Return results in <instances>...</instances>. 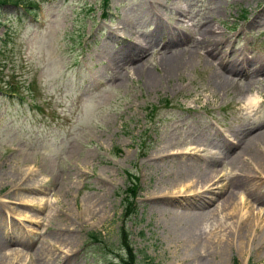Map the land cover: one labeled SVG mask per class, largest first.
<instances>
[{
  "label": "rangeland",
  "instance_id": "374dc122",
  "mask_svg": "<svg viewBox=\"0 0 264 264\" xmlns=\"http://www.w3.org/2000/svg\"><path fill=\"white\" fill-rule=\"evenodd\" d=\"M101 3H0V264H264V0Z\"/></svg>",
  "mask_w": 264,
  "mask_h": 264
},
{
  "label": "trees",
  "instance_id": "16d2710c",
  "mask_svg": "<svg viewBox=\"0 0 264 264\" xmlns=\"http://www.w3.org/2000/svg\"><path fill=\"white\" fill-rule=\"evenodd\" d=\"M107 1L108 0L103 1V11H105ZM2 2H6V0H0V3ZM125 171L127 173L128 183L125 188L120 191L122 193L123 201V209L121 215H123L124 217H129L131 213L136 211L135 195L137 193L136 190L138 189V177L127 169ZM89 234L93 237H97L98 235L97 238H100L99 233H96L94 231H91ZM118 242L119 244L117 245V247L119 250L116 251V254L114 255L115 258L113 259L112 264H140L138 258L136 257L137 252L131 245L127 226L124 222L121 224L119 229ZM232 264H239V262L235 258Z\"/></svg>",
  "mask_w": 264,
  "mask_h": 264
},
{
  "label": "bare ground",
  "instance_id": "6f19581e",
  "mask_svg": "<svg viewBox=\"0 0 264 264\" xmlns=\"http://www.w3.org/2000/svg\"><path fill=\"white\" fill-rule=\"evenodd\" d=\"M206 36V35H205ZM212 36V35H211ZM204 37V36H203ZM195 38V37H194ZM215 38V37H214ZM213 38V39H214ZM196 39V38H195ZM200 39V38H199ZM197 39V40H199ZM217 40V39H216ZM224 38L221 36L220 40L218 41H214V42H209L208 44H210V52L212 53V56H215V48L217 47L218 43L220 41H223ZM194 41V40H193ZM203 41V40H202ZM167 43L169 44H165V45H162V47L160 48L161 50L164 51H175L176 49H173L171 50L170 48H174L176 45H179L180 42H178V39H174V38H169L167 40ZM196 43V42H195ZM127 49V48H126ZM206 53H208V51H205ZM176 53V52H175ZM232 52L231 51H228L226 52L225 55H229L231 54ZM209 54V53H208ZM136 59V58H135ZM255 60H249V59H241V60H234L233 62H226V61H223L222 57L220 58V60L218 61V63H220V71L222 74L226 75V76H232V75H235V74H249L250 76H252L253 74H256L258 73V67L257 68H254L252 69V64ZM211 62V60H210ZM244 68V70H243ZM229 80V79H228ZM255 99L252 97V100ZM251 100V101H252ZM236 129V128H235ZM234 131V130H233ZM233 133V132H232ZM235 133V131H234ZM241 133V134H240ZM240 134V137H238ZM233 136V135H232ZM236 137V144L239 143V142H242V146L241 148L238 150V152H242L244 153V150L245 148L253 141L257 140L258 138L260 137H264V128H260V129H257L255 131H248V129H244L243 131H240V130H237L236 131V134L235 136ZM253 144V143H252ZM206 171V170H205ZM208 172V171H207ZM214 172V171H213ZM192 186V185H191ZM195 187V186H194ZM192 187V188H194ZM180 188V187H179ZM191 188V189H192ZM199 188V186H198ZM210 188V187H209ZM181 189V188H180ZM189 190V189H188ZM193 190V189H192ZM182 191V190H181ZM187 191V190H186ZM198 191V190H197ZM200 191V190H199ZM33 192V191H32ZM31 193V192H29ZM189 193V192H188ZM187 193V194H188ZM191 193V191H190ZM203 194V193H202ZM200 195H201V192H200ZM197 196V195H196ZM21 197V196H20ZM198 197V196H197ZM198 199V198H197ZM22 200V198H21ZM185 200V199H184ZM184 203V202H183ZM207 203V202H206ZM24 204V203H23ZM203 206V205H202ZM197 207V206H196ZM200 207V206H199ZM202 208V207H200ZM186 209V208H185ZM202 211V210H200ZM197 215V214H196ZM210 218V217H209ZM208 218V219H209ZM196 219H197V216H196ZM196 219L194 220V222L196 221ZM207 219V218H206ZM198 220V219H197ZM204 222V221H203ZM71 239V238H70ZM211 241V240H210ZM208 242V241H207ZM209 245V243H208ZM223 246V245H222Z\"/></svg>",
  "mask_w": 264,
  "mask_h": 264
}]
</instances>
